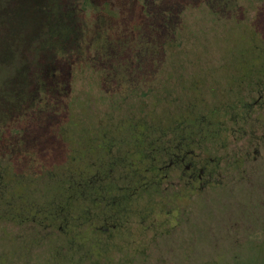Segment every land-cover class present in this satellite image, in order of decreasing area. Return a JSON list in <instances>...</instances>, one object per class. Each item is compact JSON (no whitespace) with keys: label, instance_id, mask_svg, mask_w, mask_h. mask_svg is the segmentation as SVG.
<instances>
[{"label":"rangeland","instance_id":"374dc122","mask_svg":"<svg viewBox=\"0 0 264 264\" xmlns=\"http://www.w3.org/2000/svg\"><path fill=\"white\" fill-rule=\"evenodd\" d=\"M262 70L264 0H0V264H70L79 237L88 249L73 261L87 250L103 264H264V142L245 162L194 152L211 174L203 188L148 186L149 167L168 162L149 147ZM98 168L104 196L56 211L59 190Z\"/></svg>","mask_w":264,"mask_h":264},{"label":"flooded vegetation","instance_id":"af4514ba","mask_svg":"<svg viewBox=\"0 0 264 264\" xmlns=\"http://www.w3.org/2000/svg\"><path fill=\"white\" fill-rule=\"evenodd\" d=\"M231 71L233 72V70ZM261 72L264 78V70ZM241 91L245 94V100H248L246 101V106L238 107L237 109L230 102L225 101V103L221 100L218 102L214 114L217 124L212 134L214 138L211 145L204 144V141L199 139V137L203 138L200 135H204L200 130L195 133L198 135L197 143L191 139V135L189 138V136L181 132V136L179 137L175 136L176 130H171L170 139L167 142L169 159L165 165L166 174L163 176V180L168 187L173 188L175 182L183 183L187 187L191 185L194 187V184L198 183L200 184V188L204 187V184L210 180L211 174L207 172V166L203 162L202 156L200 154H196L195 156L194 152L202 153L206 146H212L217 152H225V158L227 157V159H231L235 154L237 156L241 155L244 157V162L248 160L247 151L250 147H253L255 153L261 152L262 142H264V115H262L259 124L251 118V113L259 111L264 114V80H261L259 84H255V86L251 82H247L246 85L242 86ZM217 92L222 96L224 93H231L232 88L228 87L222 90L218 87ZM252 105L255 107V110H252ZM122 135L124 136V134ZM238 135L247 140L243 145H239V148L236 149L235 147L234 150H231L233 144L230 141H235ZM100 148L103 154L102 158L108 159L109 150L107 147L103 148L102 145ZM132 149L133 151L138 150L137 142ZM255 158H257L256 155ZM214 172L220 174L221 169L215 167ZM175 174L177 177L174 176Z\"/></svg>","mask_w":264,"mask_h":264},{"label":"trees","instance_id":"16d2710c","mask_svg":"<svg viewBox=\"0 0 264 264\" xmlns=\"http://www.w3.org/2000/svg\"><path fill=\"white\" fill-rule=\"evenodd\" d=\"M146 20H149V18L147 17ZM148 24L151 25L150 21H149ZM154 50L157 51L156 49H154ZM157 52H159V51H157ZM147 67H149V66H147ZM151 70L153 72V69H151ZM228 71H231V70H228ZM247 71L248 70H243L244 74L247 75V73H246ZM137 72H144V73L147 72L148 73L149 71H138L137 70ZM246 75L238 76V79H237V81H234V84L229 79V81L231 82V85H228V87L232 88V92L231 93H224L222 95V97L223 96L229 97V98H226L227 99L226 102H230L237 109H238V107L240 108V107L246 106L247 102H245V101L242 102V100L240 99L238 102L233 103V102H231L232 99L234 98V97L232 98V96L234 94H236L239 97L242 96L243 92L241 91V89H242V86H244L243 82H244L245 78H248ZM248 82H250V81H248ZM259 83L260 82L256 81L255 83H252V85L255 86V84H259ZM228 87H226V88H228ZM253 101H254V99H253ZM216 108L217 107H215L214 110H216ZM252 110H255L254 106H253ZM214 114H215V111H214ZM194 120H197V118H195ZM194 120L192 121V124H191V120L189 118H185V119L179 121L178 124H177V128L173 129V130H176V135L175 136H179L180 137L181 136L180 134L182 132L183 134H186V136H189V138H190V135H191V139L194 140L195 143H197L198 142V140H197L198 139V135L195 134V133L198 130H200V132L202 134H204V135H200V136H203V138L199 137V139L200 140L202 139L203 141H207L208 140L207 138H209V136L212 135V132H214V130L216 128L217 122H216V119L214 118V115H210L209 117L202 116L201 120H203V122H200L199 124H198V122H195ZM189 124H191L194 128H191V127L189 128V126H190ZM205 126H211L212 129L206 132V130H204ZM169 139H170V136H168L167 140L165 141V143L163 142V144H161V145H156V144H154V141H150L151 142L150 144H154V147H149L150 148L149 151H151L152 153L156 152L154 155H152V156H154V161H156L157 159L159 161L161 156L167 157V161H168L169 154H168V151H167V142L169 141ZM141 143H143V142H141ZM121 160H123V162H125L127 160V157H126V160H125V158L123 159V157H122ZM128 160H129V158H128ZM194 162H196V161H194ZM153 164L154 165H151L149 167V169H148L151 172V175L149 177V183H148L150 185H148V186H152V185L158 186V185H160V183H162L163 176L166 174V172L165 173H161V171L165 170V165L166 164L164 166H158V163L157 164L153 163ZM128 173H129V171H128ZM129 174H131V173H129ZM104 175L105 174H104L103 168H100V169L98 168L93 173V178H88V180L87 179H82L81 176L77 175V178H75V180H72V182L69 183V186H68V188L66 190H59L60 192L63 191L65 193H68V196L66 197L65 201H59L58 200V203L56 205L57 209H55V210L58 211V209L59 210L65 209L68 206V202L71 201L72 199L77 198V197H88L89 195H92V194H95L94 195L95 198L103 197L105 189L103 187H101V185H102L103 180H104ZM136 176H138V174L137 175L136 174H133V175L131 174L130 175V179H136ZM155 177L157 178V181H154L153 178H155ZM121 178H123V176H121ZM96 183H100V187H98V188L95 187ZM74 186H79V188H80L79 192H78V195H73V192H71V190H73ZM101 188H103V190ZM127 195H128V193H124L123 195L120 194L119 197L123 198V197H125ZM119 200H118V204H120V207H119V211H120V210H122V208H124V205H123L122 199H119ZM64 203H65V207H63ZM44 215H45V211H44ZM15 217H17V216L15 215ZM19 217H20V215H18V218ZM37 222H38V224H42L41 223L42 219L40 221H37ZM63 228H65V226H63ZM102 232H104V231H102ZM66 244L69 246L67 251H69L68 255H70L71 257H68V255H64L61 252V254H63L64 257L68 258V260L64 261V262L70 263V264H103L104 263L102 261L101 262H90L88 260V256H87L89 253H86L87 250L85 251L84 256L82 254L81 257H79L78 259L73 261V259H74V258H72L73 255L81 253L84 249H88V247L86 245V241H84V239L82 237H79V239L75 243L70 241V242H67ZM72 248L74 250H72Z\"/></svg>","mask_w":264,"mask_h":264}]
</instances>
